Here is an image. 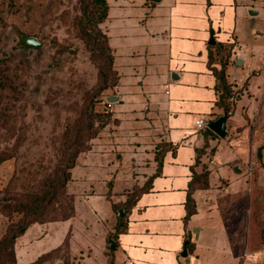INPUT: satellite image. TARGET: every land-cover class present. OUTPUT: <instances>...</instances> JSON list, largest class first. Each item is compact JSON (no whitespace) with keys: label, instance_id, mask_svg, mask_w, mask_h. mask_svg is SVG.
<instances>
[{"label":"crops","instance_id":"crops-1","mask_svg":"<svg viewBox=\"0 0 264 264\" xmlns=\"http://www.w3.org/2000/svg\"><path fill=\"white\" fill-rule=\"evenodd\" d=\"M106 4L100 28L118 75L104 96L116 99L109 105L108 147L139 173L136 184L145 191L121 210L125 231L113 237V206L125 199L114 201L108 190L103 220H92L86 210L79 214L76 191L93 194L74 177L90 162L79 155L67 183L73 217L31 224L15 240L16 264H31L66 240V253L48 264H264V0ZM225 45L231 47L224 70L227 111L217 104L212 73L221 68L218 48ZM209 55L215 60L208 64ZM222 115L223 138L204 132ZM188 192L194 212L186 218ZM55 224H67L59 244L32 261L18 255L16 242L31 227L39 226L35 239L42 241Z\"/></svg>","mask_w":264,"mask_h":264},{"label":"rangeland","instance_id":"rangeland-1","mask_svg":"<svg viewBox=\"0 0 264 264\" xmlns=\"http://www.w3.org/2000/svg\"><path fill=\"white\" fill-rule=\"evenodd\" d=\"M0 11V76L6 80V88H0V241L22 221L14 211L18 205L28 195L40 196L55 175L68 173L60 169L65 136L89 123L95 135L84 142L88 149L80 155L90 162L79 174L73 172L93 194L81 187L74 199L79 214L86 210L92 220H103L110 209L105 193L110 190L114 201H132L140 175L108 147L112 127L102 107L116 75L102 44L104 32L96 24L100 4L89 0L86 10L79 0H0ZM22 36L35 38L39 46L21 48ZM56 193V202L44 205L47 220L66 215L73 202L64 189ZM114 207L117 218L121 204ZM66 225H53L42 241L35 239L39 226L31 227L16 242L18 255L32 261L61 242ZM74 226L83 235L82 226ZM2 260L11 262L6 255Z\"/></svg>","mask_w":264,"mask_h":264},{"label":"trees","instance_id":"trees-1","mask_svg":"<svg viewBox=\"0 0 264 264\" xmlns=\"http://www.w3.org/2000/svg\"><path fill=\"white\" fill-rule=\"evenodd\" d=\"M80 3L86 7L88 6V1L89 0H79ZM97 2V4H100L101 8V13H100V18L97 20L96 24H101L103 20L106 17V12H107V4L106 0H94ZM1 12V11H0ZM85 13V11H84ZM3 19L1 18L0 15V23L2 24ZM104 34V33H103ZM103 47L105 48L106 51H108L111 55H109L110 59V64L113 65V55L112 51L108 46L107 43V37L104 34L103 37ZM19 45L23 49H28V47L24 46L22 42L20 41L19 38ZM230 46H220L218 48V52H220L219 56H217V60L220 63V70H212V73L216 79V90L219 92L218 96V101L217 104L219 106L224 107L225 111H227V106H226V101L230 97V89L226 83L225 79V67L228 61V58L230 57ZM215 59H212L211 55H209V60L208 64L211 63V61H214ZM114 69V68H113ZM114 74L116 75V82L114 86L117 85L118 83V75L116 71L114 70ZM113 86V85H112ZM0 88L4 89L6 88V80L4 79V76H0ZM104 102L103 105H106L107 102L105 98H103ZM105 114V113H103ZM104 118H107L111 120V115L110 113H107L103 116ZM107 123H111L112 121H108ZM106 123V124H107ZM86 125V124H85ZM88 128L86 129H81L82 126H78L76 130H71L68 134L65 136V143H66V148L64 150V161L63 165H61V168H65L68 170V173H64L61 175V177H57L56 175L49 181L48 185L45 187L47 188L40 196L35 195L34 197L31 195H28L25 198V201L20 203L18 205V210H14L17 213L22 214V221L17 223L15 226V230H11L9 228L3 238L0 241V264H4L2 257L4 255L8 256L10 259V264H16L15 262V255H14V243L15 240L21 236L24 231L31 225V224H45V223H50V222H59V221H65L73 217L74 215V207H73V202L70 204L68 208V213L64 216H62L60 219H51L47 220L46 219V214H45V207L44 205L51 204L53 201L56 200L57 196V189L58 187L60 189H64L65 192H67V183L70 180V171L74 167L76 160L80 154H82L85 150L88 148L84 145V142L86 140H90L94 137L95 131L92 129V124L89 123L87 124ZM206 133L209 135H213L212 132L208 129L205 128ZM82 133H85V135H81ZM134 189H137V194L135 195L134 199L130 202H127V200H124V203L121 204V209H124V212L126 213L129 208L132 206L135 198L140 195L142 192L145 191L144 187L138 188L135 187ZM56 202V201H55ZM115 206V205H114ZM113 206V209L115 210V207ZM194 212V203L191 198L190 192L187 194V200H186V218H189L191 214ZM125 217V215H124ZM117 227L116 231L113 234V237H115L119 233H123L125 231V225H124V218H120L117 216ZM66 247H67V240L63 243V245L59 248H57L54 251H51L49 253H46L39 257L35 262L31 264H48L49 262H52L54 258L58 255L59 252H64L66 253Z\"/></svg>","mask_w":264,"mask_h":264},{"label":"water","instance_id":"water-1","mask_svg":"<svg viewBox=\"0 0 264 264\" xmlns=\"http://www.w3.org/2000/svg\"><path fill=\"white\" fill-rule=\"evenodd\" d=\"M20 41L22 42V44L26 47H38L39 46V42L33 38V37H20ZM210 44H214V40L211 38V40L209 41ZM107 103H114L116 101V99L112 96V97H107L106 99ZM226 119L227 116L226 115H222L220 116L218 119H216L215 121H212L210 123L207 124V128L209 130H211L212 132H214L218 137L223 138L226 135ZM123 212L120 211L118 213L119 217H122ZM186 242L183 245L182 248V252H181V256H186ZM110 247H114V244L112 242V240L110 239Z\"/></svg>","mask_w":264,"mask_h":264},{"label":"built area","instance_id":"built-area-1","mask_svg":"<svg viewBox=\"0 0 264 264\" xmlns=\"http://www.w3.org/2000/svg\"><path fill=\"white\" fill-rule=\"evenodd\" d=\"M109 105L110 103H107L106 105H103V113L107 114L110 112V109H109ZM197 126L198 128H202L204 127V121L202 119H200L198 122H197Z\"/></svg>","mask_w":264,"mask_h":264}]
</instances>
